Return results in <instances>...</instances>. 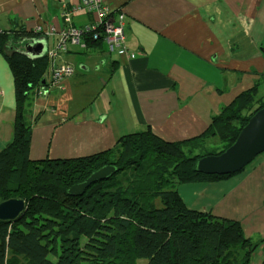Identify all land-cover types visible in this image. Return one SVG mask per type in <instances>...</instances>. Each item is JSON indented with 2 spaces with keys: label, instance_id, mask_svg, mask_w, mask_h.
<instances>
[{
  "label": "crops",
  "instance_id": "obj_1",
  "mask_svg": "<svg viewBox=\"0 0 264 264\" xmlns=\"http://www.w3.org/2000/svg\"><path fill=\"white\" fill-rule=\"evenodd\" d=\"M101 1L113 18L123 16L133 59L104 45L56 49L67 26L62 14L76 29L96 21L82 0H0V28L18 36L0 52V152L12 141L15 118L4 53L27 52L34 35V46L56 50L55 66L73 73L46 86L50 63L46 93L29 94L24 117L33 161L89 156L146 129L166 142L192 139L241 93L256 88L264 100V0ZM177 193L190 210L239 222L244 237L258 243L251 264H264V152L228 179L178 185Z\"/></svg>",
  "mask_w": 264,
  "mask_h": 264
},
{
  "label": "trees",
  "instance_id": "obj_2",
  "mask_svg": "<svg viewBox=\"0 0 264 264\" xmlns=\"http://www.w3.org/2000/svg\"><path fill=\"white\" fill-rule=\"evenodd\" d=\"M16 37L0 34V52ZM32 37L26 46L34 47ZM85 39L89 49L103 45ZM21 49L4 53L14 79L15 118L12 141L0 152V201L23 200L26 210L15 221H0V264H251L258 243L244 237L240 223L188 209L177 186L235 175H205L195 165L230 147L264 107L256 88L192 139L166 142L146 129L89 156L33 161L24 109L30 92L44 85L50 63L45 54ZM210 142L217 146L210 149ZM105 166L116 172L79 196L68 194Z\"/></svg>",
  "mask_w": 264,
  "mask_h": 264
},
{
  "label": "water",
  "instance_id": "obj_3",
  "mask_svg": "<svg viewBox=\"0 0 264 264\" xmlns=\"http://www.w3.org/2000/svg\"><path fill=\"white\" fill-rule=\"evenodd\" d=\"M34 46V45H33ZM26 53L33 56L44 54V43L36 42L34 47H27ZM264 152V107L250 117L241 129L234 143L219 155L199 158L195 165L198 173L205 175H233L251 164ZM116 172L113 166H105L92 173L84 182L72 186L68 190L71 196H79L93 183L105 180ZM26 210L23 200L10 199L0 201V221L17 220Z\"/></svg>",
  "mask_w": 264,
  "mask_h": 264
},
{
  "label": "built area",
  "instance_id": "obj_4",
  "mask_svg": "<svg viewBox=\"0 0 264 264\" xmlns=\"http://www.w3.org/2000/svg\"><path fill=\"white\" fill-rule=\"evenodd\" d=\"M81 8L87 12L95 13L96 21L83 29H76L70 25V18L68 13L62 14L64 21L67 26L61 31V37L59 44L57 46L58 51H64L67 45H75L83 51H90L86 38H91L92 40H99L105 46L109 53H116L119 56H127L129 59L135 57L134 54L128 53L125 46V23L123 16L119 15L117 18H113L110 14L109 8L102 4L100 0H82ZM4 31L0 28V34ZM57 51L52 50L44 52L52 63V68L50 69V80L47 86H55L60 83L65 78L72 75L73 69L69 65H57L55 66L54 61L56 58ZM44 87H38L37 93L40 95L46 93Z\"/></svg>",
  "mask_w": 264,
  "mask_h": 264
},
{
  "label": "rangeland",
  "instance_id": "obj_5",
  "mask_svg": "<svg viewBox=\"0 0 264 264\" xmlns=\"http://www.w3.org/2000/svg\"><path fill=\"white\" fill-rule=\"evenodd\" d=\"M109 56V55H108ZM107 56V57H108ZM50 68V67H49ZM51 69V68H50ZM48 71V70H47ZM38 87H35L34 90H37ZM210 146H212L210 149H214V146H217L214 142H210ZM203 153V152H202Z\"/></svg>",
  "mask_w": 264,
  "mask_h": 264
},
{
  "label": "flooded vegetation",
  "instance_id": "obj_6",
  "mask_svg": "<svg viewBox=\"0 0 264 264\" xmlns=\"http://www.w3.org/2000/svg\"><path fill=\"white\" fill-rule=\"evenodd\" d=\"M46 76V74H44V76H43V78ZM45 84H46V82H44V85L43 86H38V87H44L45 88ZM47 85H48V82H47ZM46 85V86H47Z\"/></svg>",
  "mask_w": 264,
  "mask_h": 264
}]
</instances>
